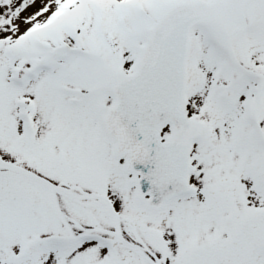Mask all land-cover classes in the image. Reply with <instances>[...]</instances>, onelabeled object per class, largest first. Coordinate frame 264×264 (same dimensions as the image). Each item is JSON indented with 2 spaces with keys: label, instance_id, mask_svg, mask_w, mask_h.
<instances>
[{
  "label": "snow or ice",
  "instance_id": "1",
  "mask_svg": "<svg viewBox=\"0 0 264 264\" xmlns=\"http://www.w3.org/2000/svg\"><path fill=\"white\" fill-rule=\"evenodd\" d=\"M0 264H264V0H0Z\"/></svg>",
  "mask_w": 264,
  "mask_h": 264
}]
</instances>
